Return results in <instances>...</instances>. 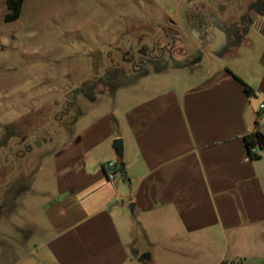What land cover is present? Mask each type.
Instances as JSON below:
<instances>
[{"label": "crops", "instance_id": "1", "mask_svg": "<svg viewBox=\"0 0 264 264\" xmlns=\"http://www.w3.org/2000/svg\"><path fill=\"white\" fill-rule=\"evenodd\" d=\"M171 24L200 51L190 64L155 60L125 75L67 133L45 138L46 123L28 122L37 127H23L35 144L26 150L4 139L0 220L15 231L4 234L7 264H264V153L251 160L244 139L264 135V12L232 43L207 44L180 17ZM98 62L102 72L108 56L91 60L73 86L94 77ZM108 160L123 165L116 186L101 168Z\"/></svg>", "mask_w": 264, "mask_h": 264}, {"label": "rangeland", "instance_id": "2", "mask_svg": "<svg viewBox=\"0 0 264 264\" xmlns=\"http://www.w3.org/2000/svg\"><path fill=\"white\" fill-rule=\"evenodd\" d=\"M260 10L264 12V0H24L20 17L5 22L6 2L0 0V145L13 137V143L22 144L20 151L35 146L27 138L37 127L26 125L31 121L46 123L45 138L52 129L67 133L80 111L98 109V103L108 101L104 92L115 93L125 75L145 71L155 60L162 65L171 60L190 64L200 51L171 24L178 17L195 31H204L207 44L217 39L232 43ZM101 55L108 56V63L102 72L97 71L100 62L95 63L96 72L88 81L110 73L117 77L115 83L77 93L73 103L80 108L70 111L71 93L81 91L83 83L73 85L88 75L91 60ZM86 93L100 101L91 105ZM59 118L62 125L52 127ZM12 220L23 225L20 216ZM10 232H15L10 221L2 217L0 264H7L4 234Z\"/></svg>", "mask_w": 264, "mask_h": 264}, {"label": "trees", "instance_id": "3", "mask_svg": "<svg viewBox=\"0 0 264 264\" xmlns=\"http://www.w3.org/2000/svg\"><path fill=\"white\" fill-rule=\"evenodd\" d=\"M6 2V9L7 12L4 15V21L5 22H12L17 20L20 17L21 11H22V7H23V3L24 0H5ZM187 64V63H185ZM179 66V65H177ZM184 66V65H183ZM106 77V79H105ZM105 77H101L99 79H94L93 81H85L82 84L81 91L84 92L85 90H87L86 92H88V90H91V92H94L96 90V85L100 84L103 88H110L112 83H115V80L117 79V77H113L110 75V73H107V75ZM111 82V83H110ZM125 82H123L122 84L118 85V87L124 85ZM242 85L244 87L245 92L250 95L252 94V89L245 83L242 82ZM110 92V90H109ZM87 95V93H86ZM90 96V95H87ZM245 146H246V150H247V154L248 157L251 160H257L260 158V155H257L253 150L258 147L260 149H262V151L264 152V135L261 134L259 131H255L252 134H249L247 136H245ZM119 164L121 166L122 172H123V165L122 162L119 161Z\"/></svg>", "mask_w": 264, "mask_h": 264}, {"label": "built area", "instance_id": "4", "mask_svg": "<svg viewBox=\"0 0 264 264\" xmlns=\"http://www.w3.org/2000/svg\"><path fill=\"white\" fill-rule=\"evenodd\" d=\"M258 117L264 122V102L261 104ZM257 155H262L264 152L262 149L256 147L253 150ZM101 168L105 173L106 180L111 186H116L118 182L123 178V172L121 166L116 160H108L101 164Z\"/></svg>", "mask_w": 264, "mask_h": 264}, {"label": "water", "instance_id": "5", "mask_svg": "<svg viewBox=\"0 0 264 264\" xmlns=\"http://www.w3.org/2000/svg\"><path fill=\"white\" fill-rule=\"evenodd\" d=\"M112 149L114 150L115 154L118 156L119 159L122 158L123 155V144L121 139H115L112 142ZM131 210V207H130ZM148 256V255H147Z\"/></svg>", "mask_w": 264, "mask_h": 264}, {"label": "flooded vegetation", "instance_id": "6", "mask_svg": "<svg viewBox=\"0 0 264 264\" xmlns=\"http://www.w3.org/2000/svg\"><path fill=\"white\" fill-rule=\"evenodd\" d=\"M166 37H168V35H166ZM152 64H154V62H151L150 65L152 66Z\"/></svg>", "mask_w": 264, "mask_h": 264}]
</instances>
